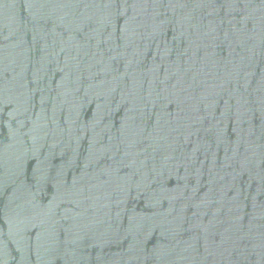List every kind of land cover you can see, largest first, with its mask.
Instances as JSON below:
<instances>
[{"label":"water","instance_id":"1","mask_svg":"<svg viewBox=\"0 0 264 264\" xmlns=\"http://www.w3.org/2000/svg\"><path fill=\"white\" fill-rule=\"evenodd\" d=\"M0 264H264V0H0Z\"/></svg>","mask_w":264,"mask_h":264}]
</instances>
